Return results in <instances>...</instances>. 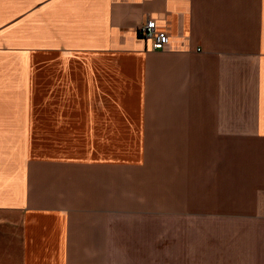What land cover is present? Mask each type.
<instances>
[{"label": "crops", "instance_id": "0c3cea01", "mask_svg": "<svg viewBox=\"0 0 264 264\" xmlns=\"http://www.w3.org/2000/svg\"><path fill=\"white\" fill-rule=\"evenodd\" d=\"M34 67L74 156L30 153ZM0 212V264H230L231 223L264 264V0H0Z\"/></svg>", "mask_w": 264, "mask_h": 264}, {"label": "rangeland", "instance_id": "374dc122", "mask_svg": "<svg viewBox=\"0 0 264 264\" xmlns=\"http://www.w3.org/2000/svg\"><path fill=\"white\" fill-rule=\"evenodd\" d=\"M35 68L33 87L31 85L30 153L41 158L66 154L74 156L81 151V132L78 128L81 125V93L61 90L54 94L46 93L42 71ZM7 219L12 221L13 214L0 212V230L4 229ZM214 232L220 234V225L217 229V224H214ZM236 242V224L231 223L230 264H237ZM197 258L198 264L206 262L205 256ZM210 260L220 264L217 254L210 256Z\"/></svg>", "mask_w": 264, "mask_h": 264}, {"label": "built area", "instance_id": "2783aa9c", "mask_svg": "<svg viewBox=\"0 0 264 264\" xmlns=\"http://www.w3.org/2000/svg\"><path fill=\"white\" fill-rule=\"evenodd\" d=\"M139 32L145 40L150 42L153 50L164 51L169 47V36L165 32L157 30L154 20H147L140 26Z\"/></svg>", "mask_w": 264, "mask_h": 264}]
</instances>
